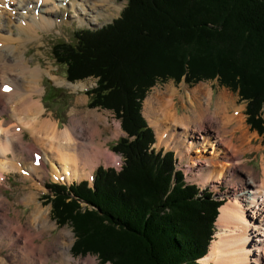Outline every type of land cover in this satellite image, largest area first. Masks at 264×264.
Returning a JSON list of instances; mask_svg holds the SVG:
<instances>
[{"label":"trees","instance_id":"obj_1","mask_svg":"<svg viewBox=\"0 0 264 264\" xmlns=\"http://www.w3.org/2000/svg\"><path fill=\"white\" fill-rule=\"evenodd\" d=\"M118 1L126 5L117 19L80 31L53 54L69 82L96 80L89 105L120 120L126 136L110 149L123 164L98 167L91 184L46 186L47 203L58 224L72 221L74 254L110 264H198L224 199L186 184L173 153L152 148L141 101L157 82L216 79L237 92L247 125L264 135V0ZM80 200L94 209L75 213Z\"/></svg>","mask_w":264,"mask_h":264},{"label":"bare ground","instance_id":"obj_2","mask_svg":"<svg viewBox=\"0 0 264 264\" xmlns=\"http://www.w3.org/2000/svg\"><path fill=\"white\" fill-rule=\"evenodd\" d=\"M85 1L88 8L81 11L84 15L89 12L88 18H83L79 9L84 0H0V242L3 243L0 254L5 247L17 243L4 257L0 256V264H96L94 258L74 262L69 256L70 230H62L53 246L48 244L53 240L52 236L51 240L40 243L35 240L41 238L42 231L51 230L54 225L49 220V207L43 209L40 206L34 190L40 188L42 174L66 182L79 181L91 174L93 167L105 157V143L99 148V144L92 141L102 117L93 113L88 120L72 117L70 125L63 131H59L51 118L43 119L44 106L39 96L44 92L40 82L45 70L39 65H28L23 52L18 50L21 32L29 30L37 35V29L53 26L50 10H55L58 24L75 19L80 25H93L97 24L93 22L95 19L112 16L120 9L114 0ZM62 8L73 15L68 18ZM5 22L12 23L18 34L6 30ZM5 86L10 90L5 91ZM176 94L177 91L168 85L164 92L155 89L144 99L142 115L156 134V145L166 146L181 159L188 160L189 174L202 184L216 183L227 177L230 167L233 169L231 175L228 174V181L236 188L235 200L223 202L219 208L212 252L202 258L203 264H264V170L258 184L254 183L248 170L246 173L250 177L240 176L246 167L238 164L245 152L243 147H248V151L259 150L252 146L253 139L245 129L240 109L231 108L232 112H227L225 103L230 100L228 93L222 92L217 96V112L211 114V91L198 85L184 94L189 106L195 105L191 114L179 115L174 109ZM119 132L118 129L112 132L113 137ZM25 133L30 136L31 145L25 142ZM92 146L96 150L99 148L95 154L100 155H94ZM207 150H210L209 156L203 157ZM11 172H19L30 182L21 201L25 202L24 206L32 204L34 210L23 226L8 218L7 210L11 206L1 191L6 175ZM229 245L233 253L227 249ZM49 253V257H43Z\"/></svg>","mask_w":264,"mask_h":264},{"label":"rangeland","instance_id":"obj_3","mask_svg":"<svg viewBox=\"0 0 264 264\" xmlns=\"http://www.w3.org/2000/svg\"><path fill=\"white\" fill-rule=\"evenodd\" d=\"M117 6H119V11L112 14V16L107 17H99L95 19L93 22H96L97 24L93 25H87L82 24L80 25L78 21L75 19H71L68 21L67 24H58V18L55 17L56 13L55 10L49 11V17H52L51 20L53 22V26L43 28V29H37V35H34L31 31L27 32H21L18 40H19V51H22L24 54V58L28 62V65L31 64V66L39 65L42 69H44L45 73L42 75V79L40 82V85L43 87L44 92L39 96V99H41V102L44 106V115L42 116L43 119H52L57 123V128L59 131H63L66 126L70 125V121L72 117H84L85 119H90L92 113L93 114H99V116L102 117L101 122L97 124V130L96 135L93 137L94 143L99 144V148H102V143H105L104 150H105V157L101 160L99 165L93 167V171L91 174H87L85 177H83L82 180H72L71 182L63 181L62 178L56 179L52 178L51 176L45 177L42 174L43 181L41 182V186L38 190H34V192L37 193L39 196L38 203L43 209H48L49 207V220L53 223L54 227L51 230L48 231H42L41 232V238L35 239L38 243L43 240H51L50 236L53 237V240L49 242L48 244H51V246L55 245L54 241L57 237V235L62 232V230H70V233L72 236H68L71 246L68 250L69 256L74 260V262L82 260L84 258H94L96 261V264H110V262H101V260L96 256L92 255L90 253H84L74 254L72 251L74 243L77 241V238L75 237V233H73V223L70 219H68L66 216L64 218H61L63 222L58 224L56 215L52 212V206L47 203L46 197L53 198L51 193H49V190L46 188V186H49L51 184H60V185H66L71 186L73 183H81L83 181L91 183V177L95 174V170L98 167L103 168H113L115 170H120L121 166L123 164L122 158L111 151V147L116 144V142L120 139L125 137V134L121 131L120 127V120L116 119L114 114L111 111L100 109L98 107H90L89 101L90 96L88 95V92L95 88L96 86V80L93 78H87L85 80H82L81 82H75L71 83L67 80V74L65 67L60 66L57 64L56 60L54 59V49L55 46L61 42H67L73 43L76 40V36L79 34L80 31H83L85 29H98L101 26H105L107 24H110L114 19L118 18L121 11L123 10V7L126 5V1H118L114 0ZM84 4L82 3L79 7L81 16L83 18H88L91 15L89 12L84 15V13L81 10H84V8H88V2L84 0ZM48 6V5H47ZM70 9V8H69ZM65 14H67V17L69 18L73 13H69L66 11L65 8L61 9ZM18 12V11H17ZM62 12V13H63ZM61 13V14H62ZM58 15V14H57ZM69 15V16H68ZM59 17L61 15L59 14ZM57 23V24H56ZM9 24L11 26L9 27ZM6 30L11 31L14 35L18 34V30L15 29L12 23L5 22ZM12 54H10L11 56ZM67 84L74 85L77 88H72L70 86H67ZM169 85V87H173L174 90L177 91V97L175 98L174 102V109L178 112L179 115H183L184 113L186 115L191 114L192 107L189 106L188 101H185L184 94H188L189 90H192L198 85H202V87L209 88L211 91V105H210V112L212 114L216 113V107L215 104L218 100L219 93L226 92L228 93V97L230 102L226 104L228 107L227 112H230L231 108L240 109V112L242 113V116L244 118V126L245 129L248 131L249 135L253 139L252 146L254 148H258L259 150H249L248 147H243V150L245 152L240 157L238 164L239 167H242V164H245L246 167L241 173V177H250L248 173H246V170L249 171L252 178L254 177V183L258 184L262 178V169L264 170V135H258L256 131H253L249 125L246 123V117L244 115L245 110V102H242L239 100V97L237 95V92L230 91L228 88L220 86L218 81L212 80H204L199 81L195 84H188L183 79L178 84H175L172 80L165 81V82H157L155 83L146 93L145 97L141 101V116L143 117V104L144 99H146L150 94L153 93L155 89L161 90V92H164L165 88ZM81 86H84L83 88ZM175 95V96H176ZM186 106H183V105ZM232 112V110H231ZM223 114V113H222ZM258 118L264 121V104L261 105V109L258 113ZM218 116L220 117L221 114L218 113ZM256 117V116H255ZM4 119H6V116L4 115ZM147 121V120H146ZM117 129L120 131L119 134L116 137H113L112 132H116ZM153 129V128H152ZM154 131V130H153ZM216 129H214V132ZM155 133V132H154ZM156 136V134H154ZM24 140L29 145H31L30 136L28 133L24 134ZM155 142H157V139L155 137ZM156 143L153 144L152 148L159 153V151L165 152H172L174 154L175 159V170L181 171L184 177V181L188 185H195L200 190L207 189L209 192L214 194L215 198H219L221 200L224 199L225 204L229 201H234V196L236 195V188L233 186V184L228 181L229 177L228 174L231 175L233 172V169L230 167L229 173L227 174V177L222 178L221 180H218V182H207L205 184H202L200 182L194 181V179L191 177L188 171V164L189 161L185 159H181L178 154L174 153L171 149L166 148V146L159 147L156 145ZM238 144V143H236ZM235 144V145H236ZM93 153L94 155H100L99 153L95 154L96 150L93 146ZM247 149V150H246ZM210 150H207V152L203 153V157H208V152ZM29 162L31 161V158H29ZM237 159V158H236ZM220 161V158L219 160ZM36 164V162H35ZM224 164V163H223ZM219 167V165H218ZM47 168H49V165L47 164ZM88 171V169H86ZM89 175V176H88ZM191 177V178H190ZM24 176H21L19 172H11L10 174L6 175L5 184L2 186V194L8 199L9 205L11 206L9 210V214L7 215L8 218L12 219L14 224L17 222L22 223V226L24 225V222L26 218H28L30 215V212L34 210V206L32 204L29 205H22L25 202L21 201L25 195L27 194L26 191H28V187L30 186V182L28 180L23 179ZM238 195V192H237ZM72 199H76L71 194L70 196ZM67 202V201H66ZM77 204L79 206V209L75 210L76 212L83 213L84 210H92L91 206L84 202V201H77ZM68 208V207H67ZM60 210L64 209L60 207ZM7 214V213H6ZM68 215V214H67ZM61 221V220H60ZM216 225V222H215ZM214 226V234L213 239H215V235L217 232V227ZM26 232L30 235V230L26 229ZM33 232V231H32ZM32 236V235H30ZM2 237V236H0ZM0 244H3L0 242ZM17 243H12L13 245H16ZM47 244V243H46ZM47 244V245H48ZM214 242H211L207 254L212 252ZM233 244V243H232ZM11 246V247H12ZM5 247V246H4ZM10 247V248H11ZM55 247V246H54ZM53 247V248H54ZM10 248H6L1 252L0 256L4 257L7 253V251H10ZM232 248L231 245L228 246V250ZM55 252V249H53ZM228 251L227 254L230 252ZM53 252V253H54ZM232 252V251H231ZM233 253V252H232ZM235 253V252H234ZM51 253L48 255L45 254L43 256L44 258L49 257ZM204 261V260H203ZM198 264H203L202 259L197 262Z\"/></svg>","mask_w":264,"mask_h":264},{"label":"snow or ice","instance_id":"obj_4","mask_svg":"<svg viewBox=\"0 0 264 264\" xmlns=\"http://www.w3.org/2000/svg\"><path fill=\"white\" fill-rule=\"evenodd\" d=\"M4 90H5V91H9L10 89H8L7 86H5Z\"/></svg>","mask_w":264,"mask_h":264}]
</instances>
